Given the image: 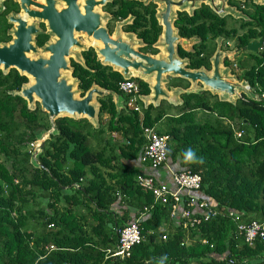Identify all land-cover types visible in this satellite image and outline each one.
<instances>
[{
  "label": "trees",
  "instance_id": "16d2710c",
  "mask_svg": "<svg viewBox=\"0 0 264 264\" xmlns=\"http://www.w3.org/2000/svg\"><path fill=\"white\" fill-rule=\"evenodd\" d=\"M239 4L236 7L241 10ZM111 6L116 22L133 19L123 31L144 43L141 52L157 55L154 45L162 34L157 6L137 0H112ZM244 6L248 21L241 24L232 17L220 18L206 6L193 16L178 13L175 22L182 39L198 40L189 52L178 47L179 56L189 60V69L210 71L216 42L224 39L225 46L233 43L241 54L237 68L244 73L238 76L227 59L225 66L246 81L259 100L243 96L231 104L206 92L183 95L181 115L169 118L166 132H158L170 138L169 157L180 160L183 171L202 178L201 189L194 192L199 199L191 218L182 220L173 232L166 228L171 223V206L154 204L153 194L138 185L137 170L128 168L143 154L144 130L163 119L159 109L150 106L143 115L128 109L118 112L113 93L124 97L119 87L125 79L102 65L90 48L82 53L84 65L72 60L71 67L82 96L93 85L110 92L98 100L100 127L95 129L86 119H58L56 133L45 142L39 163L34 164L33 153H27L25 146L50 131L51 122L39 103L31 110L26 100L14 94L28 78L16 70L9 75L0 70V264H264V238L249 246L237 225L238 218L243 224H264V48L257 54L246 50L252 41L264 39V6L251 1ZM229 19L238 22L239 28L229 26ZM39 37L41 45L50 40L41 33L36 42ZM133 80L142 95L150 94L148 84ZM197 110L213 114L214 123L196 120ZM107 131L120 139H105ZM239 132L243 133L240 139ZM92 137L99 143L95 147ZM189 149L195 153L193 161L185 160ZM88 174L93 179L86 180ZM112 179L117 180L116 187ZM76 185L75 194H64L65 188ZM118 196L141 216L153 206L138 222L141 244L125 260L106 259V251L118 242V231L128 224L126 215L123 223H117V216L111 214ZM202 202L209 208H200ZM194 219L201 223L185 228Z\"/></svg>",
  "mask_w": 264,
  "mask_h": 264
},
{
  "label": "water",
  "instance_id": "95a60500",
  "mask_svg": "<svg viewBox=\"0 0 264 264\" xmlns=\"http://www.w3.org/2000/svg\"><path fill=\"white\" fill-rule=\"evenodd\" d=\"M14 1L20 3L22 12L18 16L9 17L10 24L15 25L11 30L13 40L9 44L0 45V70L6 74L11 69H16L28 78L29 82L20 92L14 94L26 100L31 110L39 103L42 111L48 114L52 126L50 131L35 142L36 149L32 155L34 164L39 163L38 156L42 154L45 142L56 133L58 119H86L95 129L100 127L98 100L108 96L110 92L93 85L82 96L79 80L73 77V59H68L76 47L82 48L83 52L93 48L98 61L121 74L125 80L140 79L148 84L150 94L140 97L146 109L151 104L156 106L159 98L172 104L183 105L182 101L177 99L178 93L183 91L180 89L182 87L172 89L173 95H170L165 87V84L169 83L168 78L180 79L189 84L190 87L185 89L184 95L200 94L199 92L203 91L218 97L221 102L231 104H235L243 96L259 100L246 81H243L241 89L230 82V79L235 78L231 75V68L224 64V60L230 58V53L222 50L220 40L211 59L210 71L205 68L189 69V60L179 56L178 47L181 46L189 52L190 45H194L198 40L182 39L175 22L178 13L193 16L195 11L203 6L209 7L220 18L232 17L235 20L248 21L242 10L230 2L245 5L251 1L255 5L264 6V0H155L156 18L162 27V34L154 45L158 50L157 55L141 52L139 46L144 48L145 45L134 34L127 33L129 35L125 38L121 36L120 25L124 27L125 22L118 24L115 33L109 34L106 27L108 19L102 25L100 15L96 13V8L102 9L106 0H44V3L33 0ZM137 1L145 3L143 0ZM59 5H63V8L60 9ZM33 19L41 20L48 26L46 34L50 36V40L43 48L36 45V37L41 32L36 25L29 23ZM77 34L86 35L89 46L80 43L76 38ZM93 40L101 43L102 48L97 47ZM263 47L264 39H260L249 43L246 50L257 54ZM38 50L45 51L47 57L31 59L28 56L30 52L36 53ZM79 59L80 61H73L84 65L82 53ZM198 84L201 85L200 88L197 87ZM113 96L117 111L125 110L126 107L121 109L120 103L123 97L114 93ZM36 98L39 102H36ZM109 226L112 228V225Z\"/></svg>",
  "mask_w": 264,
  "mask_h": 264
},
{
  "label": "built area",
  "instance_id": "2783aa9c",
  "mask_svg": "<svg viewBox=\"0 0 264 264\" xmlns=\"http://www.w3.org/2000/svg\"><path fill=\"white\" fill-rule=\"evenodd\" d=\"M244 9V8H243ZM120 92L127 98L126 108L135 111L139 114H143L142 106L140 105L141 89L137 82L133 79L125 80L120 84ZM264 98V95L262 96ZM144 135L146 138V145L143 149L142 160L147 162L149 166L158 170L164 167L169 159L170 154V138L167 135H160L154 129H145ZM243 136L242 132L237 134L238 139ZM173 181L178 187L176 192L171 191L166 185H158L154 178L146 176H138L137 183L145 191L150 192L154 196L155 204L159 205H171L172 217L179 214V205L182 202L180 193L181 191H187L190 193L197 192L201 189L202 178L199 174H194L191 171L177 172L173 175ZM187 204V209L181 212V219L188 221L191 218L192 211L197 204L199 198L193 196ZM202 209H208L207 203L202 202L200 205ZM153 207V206H152ZM152 207L150 209H152ZM149 208H145V214L150 212ZM233 216V214H231ZM141 217L135 222L127 224L125 227L118 231V244L115 250H108V258H116L125 260L131 257L132 250L135 246L140 245L142 242V234L138 222ZM205 220H208L206 217ZM237 219V225L239 233L245 237V242L249 246H253L257 239L264 238V224L253 222L250 224L239 223ZM200 224L201 220L194 219L189 223H185V228H195V224ZM189 229V228H188ZM166 239V237H164Z\"/></svg>",
  "mask_w": 264,
  "mask_h": 264
},
{
  "label": "crops",
  "instance_id": "0c3cea01",
  "mask_svg": "<svg viewBox=\"0 0 264 264\" xmlns=\"http://www.w3.org/2000/svg\"><path fill=\"white\" fill-rule=\"evenodd\" d=\"M143 1L145 3H149V2L154 3L155 0H143ZM233 3H234V1H231L230 2V4H232L233 6H236V3L237 2H235V5ZM108 20H109V18H108ZM122 22H125L126 23V21L116 22V26L114 28V32L113 33L116 32L118 24H120ZM120 31H121V36L123 38H125V36L129 35V34H127V33H125L123 31V25H120ZM141 47L142 46H139V49L140 50L143 49ZM168 80H169V83H166L165 84V87L169 91L168 93L170 95H173L172 89L175 90V89H179L180 87L183 88V89L180 88L183 91L181 93H178L177 99H180L182 101V103L184 104V102H183L184 101L183 100V95H184V93L186 91L185 89L188 88V87H190L189 84L186 81H183V80H180V79H175V78H168ZM175 83H177L178 85L177 86H174ZM200 86H201L200 84L197 85L198 88H200ZM198 88H197V90H198ZM199 93L201 94V93H203V91H200ZM206 93H208V92H206ZM196 94H198V93H196ZM205 98L207 100H209V103L210 104L213 103V100L210 97L207 96ZM126 101H127V98L124 96L123 97V100H121V102H120L122 104L121 109H123V107H126ZM140 105L142 106V110L143 109H146L145 106H144V104L141 102V100H140ZM152 105L153 104H151V106ZM153 107L159 109L160 112H162L164 114V117L152 129L156 130L157 132H162V131L163 132H166L168 130L169 124H170L169 118L171 119V118H174V117L175 118L179 117L181 115V113H182L181 107H183V105L182 104H172V103H170V102H168L166 100H163L162 98H159L158 99V104H156V106L153 105ZM196 115H197V119L196 120L202 121L204 123L206 121H212L214 123V121H213V117L214 116H213V114H211L208 111H205V110H197L195 112V116ZM113 139L115 140V139H120V138L117 137L116 134H112V140ZM141 157H142V154H141ZM141 157L138 160L133 161L132 163H130V165L133 166V167H128V168L129 169L130 168L131 169H136L137 172H138V176H146V177H152V178H154L155 181H156V183L158 185H166L173 192H176L178 190V187L176 186V184L173 181V175L175 173H177V172H182L184 170L182 168V166H181V161L180 160L174 159L171 156V157H169L168 162H167V164L164 167H162V168H160L158 170H154V169H152L149 166V164L147 162H144ZM114 175H115V170H112V176H114ZM91 179H93V176L91 174H88L86 180H91ZM111 183L115 187L117 186V180L112 179ZM77 188H79L78 185H76V188H73V189H71V188H69V189L68 188H65L63 191H64V194L73 195V194H75V190H77ZM184 195H186V198L184 197ZM194 195H196V194L195 193H190V192H187V191H181L180 196H181L182 202L179 205V210H178L179 211V214L177 216H173V217L171 215V217H170L171 223L170 224H167V226H166V228L169 229V231H172V232L173 231H176V229L179 226L180 222L183 220V219H181V216L180 215H181V212L184 209L185 201H187L189 199V197L194 196ZM154 204H155V201H154ZM162 206H164V205H162ZM83 213H84V211H83ZM112 213L114 214V216H117L116 219H115V221L117 223L118 222L119 223L120 222L123 223L124 222L123 217H124V215H126L128 217L126 223H128V224H129V222L130 223L131 222H135L137 220V218L138 219L140 217L141 218L142 217L143 218H146L147 215H149V213H147L146 215H142L141 216V214H139L140 211H135V209L132 208V207L129 208L128 202L126 201V199L124 197H121V196H118L117 201L112 206V208H111V214ZM171 214H172V206H171ZM88 221L89 222H92V220H91L90 217L88 218ZM110 225H112V224H110ZM187 240H189V237L187 238ZM117 244H118V242H117ZM117 244L114 247H112L111 249H108V250H115ZM107 251H106V254H107ZM106 259H112V258H108L106 256Z\"/></svg>",
  "mask_w": 264,
  "mask_h": 264
},
{
  "label": "flooded vegetation",
  "instance_id": "af4514ba",
  "mask_svg": "<svg viewBox=\"0 0 264 264\" xmlns=\"http://www.w3.org/2000/svg\"><path fill=\"white\" fill-rule=\"evenodd\" d=\"M33 1H37V0H33ZM150 3H152V2H149L148 4H150ZM111 5H112V0H106L105 4L102 7L103 12L109 15V20L106 23V27H107L108 32H109L110 35H112V33L114 32V28L116 26V21L114 20V17L112 15V6ZM239 6L241 7V10H245L246 9L245 6L242 5V4H239ZM21 11H22V7H21L19 2H15L14 0H0V44L1 45L2 44H9V43L12 42L13 36L11 35V30L13 29L14 25H12L11 28L9 27L10 26L9 17L11 15L18 16V15H20ZM120 21H122V20H120ZM123 21H126V23H127L126 25H131L133 23V19L132 18H129V19H126V20H123ZM40 29H41V33L46 35L45 33L47 32V27H46L45 23H41L40 24ZM123 30L125 31L124 28H123ZM37 40H38V42H36V44L39 46L38 48H42V46H44L49 41V39H48L41 45V37L37 38ZM219 40L221 41L222 50L235 51V48H234V46L232 47V44L228 43L227 44L228 47H227V45L225 46L224 39L223 40L219 39ZM216 43H217V47H218V41ZM96 45L98 46V44H96ZM82 53H83V51H82ZM237 53H239V52H237ZM240 55L239 54L237 55L238 59L240 58ZM226 59H227V61L229 60L228 62H231L229 58H226ZM232 66H233V63H232ZM11 70H16V69H11ZM11 70L8 73H6V74L3 72V70H1V71L5 75H9Z\"/></svg>",
  "mask_w": 264,
  "mask_h": 264
},
{
  "label": "rangeland",
  "instance_id": "374dc122",
  "mask_svg": "<svg viewBox=\"0 0 264 264\" xmlns=\"http://www.w3.org/2000/svg\"><path fill=\"white\" fill-rule=\"evenodd\" d=\"M38 2H40V3H44V0H37ZM58 4V3H57ZM60 9H62L63 8V5H59L58 6ZM22 12V11H21ZM96 13L97 14H99L100 15V18H101V22H102V25H104L105 24V22H106V20L109 18V15L108 14H106V13H104L103 12V10L99 7H97L96 8ZM230 20V22L228 23V25L229 26H236V28H239V26H240V24L242 23V20H241V22H240V24L238 23V22H236V21H233L232 19H229ZM31 25H36L37 27H38V30L41 32V29H40V24L41 23H45V22H43V21H41V20H36V19H33L32 21H30L29 22ZM46 24V23H45ZM14 27H15V25H14ZM46 27H47V31H48V26H47V24H46ZM12 32V31H11ZM240 32H243V31H240ZM76 38L78 39V41L80 42V43H82L83 45H87V46H89V44H88V42H87V39H86V35H84V34H77L76 35ZM95 43V42H94ZM220 43H221V41H220ZM95 44H97V43H95ZM97 46V45H96ZM193 45H190V50H192L191 49V47H192ZM232 47H233V43H232ZM264 48V47H263ZM225 52H229L230 54H229V56H230V58H232V59H230L231 60V62L233 63V69L234 70H237V75L239 76V75H242L243 73H244V70H240L239 68H237V66H238V62L240 61V59H238L237 58V55H235L237 52H233V51H226V50H224ZM82 53V48H80V47H76V48H74L73 50H72V52L70 53V55H69V57H68V59L69 60H78V61H80V59H79V56H80V54ZM28 56L31 58V59H38V58H46L47 57V54L45 53V51H43V50H38L36 53L35 52H30L29 54H28ZM228 56V55H227ZM243 57L244 56H246L245 54L244 55H242ZM241 56V57H242ZM237 58V59H236ZM228 70H230L229 68H227ZM231 72V75H232V71H230ZM234 78H235V80H232V79H230V82L231 83H235L236 85H238L237 87H239L240 86V89H241V86L243 85V81H240L239 80V78L236 76V75H232ZM72 82V81H71ZM71 82H69V83H71ZM253 91V90H252ZM258 96V95H257ZM36 102H39V100L36 98ZM34 108V107H33ZM196 117V119H197V115L195 116ZM106 119H107V116H104V120L106 121ZM108 133H106L105 134V139H107V140H110L111 138H112V133H110L109 131H107ZM99 139L101 140V137L99 136ZM106 140V141H107ZM97 144H99L98 143V141L96 140V138H94V137H92V139H91V145L93 146V147H95V146H97ZM103 145H104V143H103ZM35 149H36V145H35V143H33V142H31V143H28V145H26L25 146V151L27 152V153H35L34 151H35ZM97 149V148H96ZM187 242H189V241H187Z\"/></svg>",
  "mask_w": 264,
  "mask_h": 264
},
{
  "label": "clouds",
  "instance_id": "9594fccd",
  "mask_svg": "<svg viewBox=\"0 0 264 264\" xmlns=\"http://www.w3.org/2000/svg\"><path fill=\"white\" fill-rule=\"evenodd\" d=\"M185 160L186 161H193V160H195V153L191 149H189L185 153Z\"/></svg>",
  "mask_w": 264,
  "mask_h": 264
},
{
  "label": "bare ground",
  "instance_id": "6f19581e",
  "mask_svg": "<svg viewBox=\"0 0 264 264\" xmlns=\"http://www.w3.org/2000/svg\"><path fill=\"white\" fill-rule=\"evenodd\" d=\"M93 42H95V43H97L98 44V46L97 47H99V48H102V44L101 43H99V42H97V41H95V40H93ZM51 55V54H50Z\"/></svg>",
  "mask_w": 264,
  "mask_h": 264
}]
</instances>
